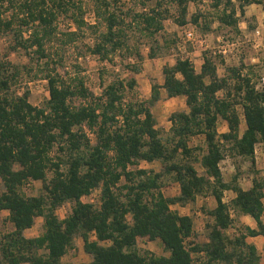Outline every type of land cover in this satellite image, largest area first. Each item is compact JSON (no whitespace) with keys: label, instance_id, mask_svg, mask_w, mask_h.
I'll return each instance as SVG.
<instances>
[{"label":"trees","instance_id":"1","mask_svg":"<svg viewBox=\"0 0 264 264\" xmlns=\"http://www.w3.org/2000/svg\"><path fill=\"white\" fill-rule=\"evenodd\" d=\"M92 1L97 20L91 28L97 36L89 51L101 60H111L128 46L131 15L136 32L151 37L149 58L169 51V40L158 38L169 17L166 0L141 12L124 10L121 0ZM169 1L176 5L179 26L210 29V23L202 24L203 13L189 14V4L197 0ZM254 3L264 9V0H213V7L222 24L237 28L246 7ZM62 14L76 27L63 32L60 41L67 45L88 25L81 0H0V38L11 33L14 49L36 47L38 59H46L42 65L50 94L45 106L34 105L29 90L20 94L13 88L18 67L0 60V211H9L14 226L0 231V264H66L63 258L76 247L77 238L91 257L82 264H193V253L201 252L206 254L201 264H260L259 250L247 237L264 235V176L255 153L256 144L264 142V88L242 73L243 66L232 69V86L206 50L200 70L181 55L174 64H165L164 82L152 84L149 98H126L141 72L135 65L129 78L115 77L95 95L83 77L65 78L57 66L51 68L46 46L55 40ZM135 54L144 59L142 52ZM161 88L166 98L184 97L187 106L171 113L166 136L154 114L163 97ZM76 99L83 102L77 104ZM220 120L227 125L224 132ZM197 136L204 137L205 146L192 145ZM228 156L250 162L251 188L240 185V171L225 178L222 162ZM142 162H159L160 167H142ZM31 180L42 182L38 195L22 191ZM171 180L180 189L167 196L163 188ZM96 188L101 189L98 205L83 200ZM227 190L236 194L230 200L225 199ZM200 196L216 200L214 208H202L211 217L204 224L208 240L202 242L195 240L197 233H204L202 226L190 213L173 208ZM66 202L72 203V210L61 218L57 210ZM242 214L253 217L257 227L237 225L236 216ZM37 217L44 218V230L27 238L24 230ZM156 240L164 254L140 247Z\"/></svg>","mask_w":264,"mask_h":264},{"label":"rangeland","instance_id":"2","mask_svg":"<svg viewBox=\"0 0 264 264\" xmlns=\"http://www.w3.org/2000/svg\"><path fill=\"white\" fill-rule=\"evenodd\" d=\"M83 2V12L85 20L88 25L84 26L79 31L78 36L67 45L61 44V38L65 37L63 32L67 30H76L74 23L69 18V15H60L57 20L58 30L53 43L47 44V51L51 54L53 61H51V68L57 66L59 72L66 78H74L81 76L85 80V84L95 93L100 95L102 92L103 83L114 79L115 77L129 78L133 72L134 65L141 68L143 74L137 75L139 78L137 84L132 91H127L126 98L145 99L144 95L148 93V88L154 82L158 83V78L161 76V66L166 61L169 63V59L175 61L177 56H186L187 50L201 49L203 52L208 50L214 54L218 62L219 74L222 76H228L231 85L233 86V68L243 66L242 73L248 74L252 77L253 82L258 88H264V9L261 4H251L246 7V12L240 17L239 25L237 28L229 27L222 24L218 19V8L213 7V0H197L189 4V14H193L196 11L203 13L204 17L201 19L202 24L210 23V29L205 30L196 25H190L194 27L198 33L205 35L208 41V48L204 49L202 46H193L191 42L186 40L185 30L186 27H181L177 24L176 18L178 11L176 5L169 1H163L165 8L169 9V17L164 21L165 28L158 33V38L162 42L164 39L169 40L170 49L163 56L151 59L148 57L150 50L151 37L140 35L136 32V24L132 21V15L128 18L129 26V41L128 46L122 48L119 52L111 57V60H101L98 55H94L89 51V47L93 45L97 34L91 28V25L96 24V15L94 14V3L92 0H81ZM157 0H121L120 6L124 10H131L135 12H141L148 10L156 5ZM130 11V12H131ZM259 28L261 33L257 37L255 35L256 29ZM27 37L28 33L24 32ZM224 38L231 40H238L240 42L239 52L225 58L223 55L214 53L219 45L218 38ZM15 39L13 34H6L0 38V60L11 62V64L18 67L20 74L17 77L16 84L13 88L20 94L25 90L30 91V101L39 107L45 106L49 99L48 81L45 78V67L43 62L46 59L39 60L38 54L35 53L36 47L26 50L22 46H18L14 49ZM258 43V46L255 45ZM140 51L144 54V59L141 61L135 54ZM63 56V61L59 58ZM204 58V57H203ZM196 62L194 64L200 65L198 61L199 56L193 57ZM59 62V63H58ZM165 65V64H164ZM141 72V73H142ZM150 94V93H149ZM220 94H223L220 93ZM75 102L81 103L83 100L76 99ZM185 101L181 98L167 100L163 97L154 107V114L157 118V126L166 136L168 133L171 122L169 117L172 112L180 110L184 107ZM245 120L242 116L241 131L245 129ZM219 129L221 132L227 130V125L223 120L219 122ZM92 141L95 140V136L91 137ZM192 145L205 146L204 137L197 136L192 140ZM53 150L51 156H53ZM258 157L261 170L264 171V142L258 145ZM142 167L153 168L158 170L160 167L159 162H142ZM250 162L245 161L240 157L228 156L222 162V168L226 179L231 177L237 172H241L240 178L249 177L252 178V173L249 171ZM201 170V167L198 166ZM258 169V168H257ZM260 170V169H259ZM51 170L48 172V176L52 177ZM0 184H2L0 182ZM179 183L171 180L169 185L163 188V192L167 196H173L179 192ZM22 191L27 195H38L42 191V182L34 181L30 187H22ZM101 189L96 188L89 196H85V201H90L98 205L100 203ZM204 198L202 196L197 198V201L187 206L174 205L173 208H177L181 213H190L194 218L197 226L209 223L211 217L205 214L202 210L203 207L212 209L216 205V200L212 196ZM231 197L230 192L226 193V199ZM72 210V203L66 202L60 206L57 210L58 215L61 218L66 217ZM202 211V212H201ZM204 215H207L206 217ZM37 223L44 225V218L38 217ZM229 233H234V228L229 230ZM207 231L196 234L195 240L202 242L204 237H207ZM205 241V239H204ZM140 247L145 250H150L156 254H164L165 251L161 243L141 242ZM91 257L84 251L83 240L77 238L76 247L71 249L63 258V262L66 264H82L89 262ZM197 259H200L197 257Z\"/></svg>","mask_w":264,"mask_h":264},{"label":"crops","instance_id":"3","mask_svg":"<svg viewBox=\"0 0 264 264\" xmlns=\"http://www.w3.org/2000/svg\"><path fill=\"white\" fill-rule=\"evenodd\" d=\"M194 56H199L198 61H200V65L198 66L197 64H195V67H196L197 70H200L201 69V66H202V64L204 62V58H203L201 49H195V50H187L186 49V57H189L195 63L196 60L193 59ZM174 62H175L174 60L169 59V63L168 64H171L172 65V64H174ZM164 64H167V62L165 61ZM164 64L161 66V76L158 78V83L160 85H162L163 82H164V75H163V67H164ZM141 72L137 73L138 76L141 75V74H143V72L142 73ZM135 76H136V78L138 80L139 78L137 77V75H135ZM151 89H152V84L148 88V93L144 95L145 99L146 98H149V96L151 94ZM161 93H162L163 97L165 99H167V100L177 99V98L180 99L181 98L183 101H185L184 97H181V96L172 97V98H166V91H165L164 88H161ZM163 97H162V99H163ZM185 105H186V103H185ZM186 108H187V106L184 107V108H182V109H186ZM256 160H257V168L261 170V166L259 165L258 151H256ZM261 171H262L261 175L264 176V171L263 170H261ZM253 176L254 175H252V178H249V177L248 178L247 177L240 178V180H239L240 185L244 189L251 188L252 185H253ZM0 182H1V179H0ZM1 185L2 184H0V192L2 191ZM227 192H230V194H231L230 199L236 195L232 190H227L226 193ZM207 198H209V197H206V199ZM263 202H264V198H263ZM8 216H9V211L8 210H2V211H0V231H1V233H6V232L12 231L14 229L13 223L11 221H9ZM37 218H36L35 224L32 227L24 230V235L27 238L37 237V236H39L43 232L44 225L41 226V223H37V221H38ZM236 219H237L236 220V224L237 225L250 226L251 228H256L257 227L256 220L253 217H251L250 215H245V214L237 215L236 216ZM262 219L264 221V213H263ZM199 229H202L203 232H205V230H206L205 226H203V228L202 227H199ZM204 239H205V241L208 240L207 237H204ZM204 239H203V241H204ZM157 241L159 243H161V241H159V240H156V241H148L147 243H152V242H157ZM247 241L249 243H253V244L256 245V247L259 250L260 256H261V263L260 264H264V235L248 236L247 237ZM23 264H29V263H23Z\"/></svg>","mask_w":264,"mask_h":264},{"label":"built area","instance_id":"4","mask_svg":"<svg viewBox=\"0 0 264 264\" xmlns=\"http://www.w3.org/2000/svg\"><path fill=\"white\" fill-rule=\"evenodd\" d=\"M184 33H185L184 36L186 37V40L191 42V44H193L194 47L197 45L202 46V48H204V49H207L209 47L206 36L198 33V31L194 27L186 28ZM260 33H261L260 29L257 28L255 31V35L258 37L260 35ZM218 41H219V45L216 48L217 50L214 51L215 54L218 53V54L223 55V57L227 58V57L239 52V50H240V48H239L240 42L238 40H231L230 41L229 39H224V38L219 37ZM255 45L258 46V43H256ZM263 80H264V78H263ZM88 134L90 135V137L95 136L94 133L90 132L89 130H88ZM259 144H261V142L257 143L255 146V153H256V151H258V145ZM33 183H34V181L31 180V181L27 182L25 186L30 187ZM225 199H226V197H225ZM83 200H84V198H83ZM202 214L204 215V213H202ZM204 216L206 217L207 215H204ZM203 226H204V224L202 225V227ZM197 257H199L200 259H197ZM193 258H194L193 264H201L206 259V254H205V252L193 253Z\"/></svg>","mask_w":264,"mask_h":264}]
</instances>
